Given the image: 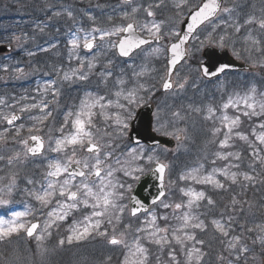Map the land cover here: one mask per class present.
<instances>
[{
	"label": "rangeland",
	"instance_id": "374dc122",
	"mask_svg": "<svg viewBox=\"0 0 264 264\" xmlns=\"http://www.w3.org/2000/svg\"><path fill=\"white\" fill-rule=\"evenodd\" d=\"M66 1L68 0H0V35H3L8 27H13L10 23L14 25L21 24L24 28L29 17L33 20L39 16L44 17L46 20V25L43 24L41 31L44 34L48 33L47 36L50 33H58L60 30L67 32L66 30L71 29L72 31L70 42L65 45L60 44L59 46L63 48H57V51L54 53V60L65 61L68 64H66L63 71L62 68L59 69L57 67L54 71V76L57 80L46 85V87L53 89V91L48 102H45L42 108H45V105L48 107L50 103L52 111L47 115L52 114L56 110V115L45 116L43 119L47 120L49 127L45 128L44 131L41 128L33 126L29 128L30 122L28 123L29 125L21 123L17 127H14V129L3 130L6 135H10L8 140L10 146H7L3 139L0 140V157H2L0 159V188H4L12 179L15 180V184L10 195L6 193L5 189L4 192H0V196L8 199L11 203L14 201L17 194L16 190L19 187L23 189V185H25L29 188L26 193H21V196L28 195L32 190L33 184H37L39 187L41 178L43 174L45 175V163H47L50 154H57V160L62 163H66L68 157H73L71 148H67L63 152L52 151L56 147L58 139H63L74 132L72 120L76 117L75 112L65 111V115L67 113L72 114L67 120V123H69L67 127L65 115L57 114L62 104L60 105V102L54 103L52 99L55 100V96L65 89L64 84L74 83L75 85L82 84L83 86L91 87L89 84L93 83L98 87L99 79L100 87L101 89L104 88V92L95 93L96 98L93 99L94 101H98L95 104L97 109L96 107L90 109L92 113L90 119L92 120L90 125H86L88 131L92 134L93 143L99 148V152L86 154L84 148L77 145L73 160L81 161V166L87 160L91 165L95 163V158L98 156L102 161L100 165L102 175L106 176L107 171L112 170V176L108 179H111L117 185L116 191L123 193V195L116 198L117 207L109 208L108 213L102 217L92 218L93 223H95L96 219L100 220L98 229L92 230L89 236L82 240L77 241L74 239L72 243H68L67 241V237L71 234V229L74 225L84 222L85 216L91 215L93 211L91 207H85L81 204L77 209L70 210L63 221H55L45 232L43 231L44 224L50 219L55 220V218H50L48 217V213H43V208L46 207H43L40 201L38 202L35 198H32L29 203V199H27V205L20 211H28L29 215L20 218V222L28 226L29 223L36 220L39 222V227L36 229L35 235L30 238L25 236L26 231L20 230L10 237L0 239L2 241L0 242V264H122L128 249L124 245L110 244L108 241L112 236L123 239L125 244L131 247L135 238L141 237L140 241L141 239L151 241L153 239L148 234L156 231V229L162 230L165 227L159 224V218L154 215V212L149 214L151 222L152 217H156L154 223L152 222V226H158L154 230L151 227L142 225L147 218H130L128 190L133 180H136L141 172L150 168L158 159L169 158L170 174L173 175L172 165L174 163L175 169L177 171L179 169L180 172V174L177 173V177H186L184 189L185 192H188L192 187H187V183L193 182V189L196 190L195 182L203 180L204 177L212 174L214 166L218 165V161L221 162L220 164L232 163L238 165L240 162L253 164L248 159V153H257V148L264 147V144L256 138L257 135L264 132V128L260 127L261 124H264V113L260 109V104L264 103V33H262L264 32V28L259 26V21L264 19V0H224L223 8L216 20L211 24H207L198 32L192 49H190L188 62L185 61L183 67L179 72H176L173 78L174 90L159 97V109L156 112V117L161 119L163 126L172 135L184 134L186 136L185 141L178 143L171 151L155 149L152 152L144 150V148H133L127 140L130 118L134 112L133 108H130V105L139 106L147 102L153 97L156 90L159 89L166 68L164 62L166 45L173 39L171 28L177 26L178 15L186 13L191 7L189 6L191 1L199 2L200 0H187L186 5H181V8L189 6L186 9H178L179 7L176 6L180 3V0H171L170 3L178 9L176 12L179 14H172L168 10L164 20L161 18L159 20L154 19V21L147 17L155 14L163 16L164 13H160L162 12L160 1L156 0L155 4L151 0L131 1L125 5L124 15L127 18L122 24V15H111L112 18H109L104 14L106 9L105 3L89 6L85 1V5L81 6L77 1L73 4ZM91 1L89 0V2ZM111 2L113 5L118 0ZM63 4H65L63 10L54 11V8L57 6L61 8ZM145 4H147V7L144 6ZM224 8L230 9V11L224 12ZM149 11L153 15L149 16ZM113 19L118 20V23L112 22ZM249 20L251 22L246 23ZM127 21H133L138 31L145 36H152L147 31V28H150L152 24L159 25L160 31L156 36L162 34L166 38V41L142 49L131 57V61L123 62L122 59L117 57L114 49V43L121 32L105 36L103 39L100 38V35L101 32H113L116 28L124 27ZM73 23H75V26H72ZM220 24L226 30L221 35L218 33ZM230 24L234 31L228 29L230 28ZM237 26H239V30L246 29L247 33L243 36L234 34L238 32ZM94 29L98 31H93ZM14 30L15 32L13 33L17 34L14 36L21 34L23 41L9 37L8 42H11L14 46V53H12L13 61L22 65L20 68L13 70L16 66L12 64L8 66L10 67L9 70H11V72H8L2 62L4 59L0 58V92L10 95L11 92H14L13 90L16 85L23 83V81L35 74H39L41 75L39 77H42L49 73L44 68L39 67L41 64L34 57L28 55L33 44H37L39 41V30L25 35L19 29ZM9 33L12 34V32ZM86 37L94 41L93 47L91 50H85L81 53L80 50H83L82 44L85 43ZM112 37H115L114 41L112 40L109 45L106 44L105 42L108 43ZM221 37L224 38L222 46ZM215 38L217 39L215 40ZM73 39L77 41L76 46H73L71 43ZM209 41H218L220 48L225 45L230 47L233 56L243 59L255 68H261V72H254L256 75L239 72L220 78L215 83L208 85L210 89L207 92L205 105L189 103L192 97H196L198 100L202 99L195 95L188 96L178 86L182 82H198L196 79L200 75L197 67L200 61L199 53ZM24 50L25 53H15ZM150 59L155 61L153 76L147 75L149 76L148 78L140 73V70L134 71L136 65H138V60L150 64ZM7 60L12 61V58L8 57ZM33 64L38 69L30 73L27 65ZM89 64L92 67H89ZM66 74L70 77L69 79H65ZM81 77L85 78L81 79ZM182 77H186L187 80ZM35 86L36 84L33 85V87ZM253 87H255L256 91L253 99L249 102L256 105L255 111L259 113L258 115H244L245 112L251 113L253 110L248 109L242 99L236 107H232L231 105L227 108L224 107L230 99L235 101L237 97L243 98L248 95ZM73 92H76V90ZM129 92L135 93L134 102L130 103ZM117 93H120V95H117ZM81 97L84 98L83 101L92 98L87 94L85 97L83 95ZM77 101L80 102V96H78ZM179 101L181 102L180 105H178ZM174 102H177L176 107L173 105ZM183 103H185V106ZM187 106L189 107L187 108ZM238 107L239 110L235 111ZM112 110L113 114L110 113ZM95 113H97V116L93 119ZM225 116L229 118L239 116V124L232 129L234 134L232 131L229 132V128L225 126L228 123V121L224 120ZM85 119L88 118L86 117ZM118 119L119 123L117 122ZM241 123L244 124L242 127ZM66 127L68 128L67 132L63 131ZM55 131L58 133L57 136L53 135ZM39 132L43 135L45 146L42 154L33 159L28 156L27 145L22 143V141H27L31 134ZM236 133L246 136L247 139H241ZM225 134L228 135V142L226 146L222 147L220 141L225 139ZM232 136L234 138L229 141ZM19 138H21V142H19ZM247 141L249 143H246ZM16 142H18V145ZM238 142L243 145V148L237 145ZM179 155L185 161L183 167H180ZM134 156L137 158L134 159ZM149 156L153 158L151 161L148 160ZM9 158H12L11 164L8 163ZM129 169H142V171H132L130 175H125V171ZM262 171L264 172V168ZM61 178L63 180L68 177L65 174ZM98 182V180L95 181V183ZM73 183L78 184L80 180L76 179ZM237 183L241 184V180L238 179ZM119 185H123V187L120 188ZM72 190H75V188ZM242 190L244 191L243 187ZM199 192L204 193L203 199L207 198L208 201L205 203L211 200L204 191H197V193ZM57 200H66V198L59 196L58 189L56 196L48 204L52 207L49 211L57 207ZM201 200L202 198L194 202V209L199 211L200 215L189 214L186 211L185 202V209H182V215L184 216L187 213L190 217L195 218L190 220L188 227L182 228L184 222L180 217L181 222L179 220L178 224L169 226L166 229L167 233L166 231L156 233V238H167L169 252L175 254L172 248L180 244L175 243V245H172L170 243L174 234L173 227L178 225L179 233L176 235L181 236V239H184V233H190L194 239L203 242L198 243L199 247L205 248V250L200 248L201 260L199 264H234V259L237 260L239 249L244 242L247 243L248 247L250 246L252 254H254L252 262L248 263L264 264V203L259 201V204H257L256 197L253 198L251 203L248 200L245 218L243 219V226H246L248 231L239 236L237 240L235 238H226L216 227V234L211 233V229L202 220V216L205 215L206 210L201 209ZM169 202L170 199L164 200L160 207H164L165 204L168 205ZM214 203H217V200ZM9 204L0 205V215L4 216V212ZM203 204L202 206H204ZM121 208H123V211H121ZM12 213L8 215L9 219H11ZM164 218L163 216L162 219ZM238 218H230L226 224L221 221L218 222L228 232L230 224ZM200 222H202L201 228L192 227V224ZM169 224H172V222ZM138 229H143V231H137ZM198 232L201 234L200 237L195 236ZM99 233H106V235H100ZM37 235H43L44 238L38 241L36 239ZM245 238H248V241H245ZM62 239L64 243L60 244ZM193 240L191 241L193 242ZM230 244H234L235 247H230ZM159 245H156V243L151 244V249L159 248L161 250L166 246ZM177 249L178 252H183L180 248ZM251 256L245 255V259L248 261ZM149 260L148 264H153ZM193 263L197 264L196 261H193Z\"/></svg>",
	"mask_w": 264,
	"mask_h": 264
},
{
	"label": "snow or ice",
	"instance_id": "6c2138e0",
	"mask_svg": "<svg viewBox=\"0 0 264 264\" xmlns=\"http://www.w3.org/2000/svg\"><path fill=\"white\" fill-rule=\"evenodd\" d=\"M187 0H180V3H178L176 6L180 7L181 5H186ZM220 4L218 0H205V2L195 11H191L189 21L187 22V28L186 31H184V34L181 36L179 33H175V35L178 36V43H174L171 45V51L173 53V59L170 61L172 65H175L177 61L184 55V52L181 50V45L184 44L185 41L189 39L190 36H193L194 31L198 27V25L202 24L205 21H208L210 17H213L218 11H220ZM135 11V10H134ZM224 12H229L230 9L224 8ZM71 15V13H69ZM148 15L151 16L153 13L151 11L148 12ZM251 20L246 21V23H250ZM259 26L261 28H264V19H261L259 21ZM147 28V26H145ZM93 31H98L94 29ZM147 31L152 35L156 36L157 33L160 31V27L157 24H152L150 28H147ZM237 31H239V26H237ZM118 32L128 33L129 35L125 38L120 39L119 41V49L122 55L127 56L129 52L133 48H138L142 44L148 43L147 40L139 38L134 33V25L129 23L126 27H119L116 28L113 32H101L100 38L103 39L105 36L114 35ZM156 38H159L158 36ZM95 39V37H93ZM221 39V46L223 42V37ZM73 46L77 45V41L73 39L71 41ZM84 47L87 49H91L93 47V40L85 39ZM89 67H92L91 64H89ZM224 67L221 66L216 69V72L223 71ZM216 72H212L211 75H215ZM205 75H209V70L207 68H204ZM70 77L65 75V79H69ZM85 77H81V79H84ZM165 89H169L172 87L171 83L166 81L163 85ZM180 87H183V85H180ZM256 89L253 87L249 94L244 96L243 98L237 97L235 101L230 99L227 104L224 105L225 108H227L229 105L232 107H236L237 104L241 102V99L243 100V103L248 109H252L253 111L251 113L245 112L244 115L250 116V115H258L255 111L256 105L254 103H250L249 101L253 99V95L255 93ZM117 95H120V93H117ZM128 97L130 98V103L134 102L135 93L129 92ZM103 99V98H99ZM98 103V101H93L91 103L87 101H82L81 105V111L76 113L75 119L72 120V126L74 128V132H72L69 136L64 137L63 139H58L56 141V147L52 149L54 152H63L67 148L72 149L73 157L75 156V149L76 146L79 145L81 148H86L89 153L92 152H99L98 146L93 143L92 141V134L90 131H88L86 125L91 124V111L90 109L95 106V104ZM31 107L35 108L37 105H32ZM46 107V105H45ZM103 107V105H101ZM123 107V106H121ZM261 112L264 113V103L260 104ZM43 110V109H42ZM88 110V111H86ZM211 111V109H210ZM72 114L69 113L68 116H71ZM87 117L88 119H85ZM16 115H11L10 117L5 116L3 119L7 120L9 124H12L13 121L17 120ZM225 121H228V123L225 125L229 128V132L232 131V129L239 124L240 118L239 116L235 118H229L228 116L224 117ZM119 123V119L117 120ZM66 123H67V117H66ZM261 128H264V124L260 125ZM19 131V130H18ZM218 131V130H214ZM255 134V133H254ZM236 135L240 136L241 139H247L246 136H243L240 133H236ZM179 139V137H177ZM257 140H259L262 144H264V132H261L259 135L256 136ZM2 139V137H0ZM31 140L35 141V145L31 147H27V152L36 155L41 152L43 149V141L39 136H32ZM228 142V135L225 134V139L220 141L221 146H226ZM22 143H25L27 145V141H22ZM219 155V154H218ZM73 157H68L66 163H62L59 160H55L49 163L48 168L49 171L47 172L48 179V185L47 188L43 190L42 194H35L32 193L35 196V199L37 201H40L43 206H47L51 199L56 196L57 189L58 194L61 198H66V200H57V207L53 208L51 211L48 212V217L52 218L54 217L55 220H49L44 224L43 231L47 232V230L52 226V224L55 221H63L66 216L69 214V211L72 209H77L81 204H83L85 207H91L93 209L90 216L84 217V222L76 224L71 229V234L67 237L68 243H72V241L75 239L77 241L84 239L85 237L89 236L90 232L94 229H98L100 225V220L96 219L95 223L92 222V218L94 217H102L106 215L109 211V208H115L117 207L116 204V198L123 195V193H118L116 191L117 185L114 184L111 179H108L112 176V170L107 171V175H102V169L100 165L102 164V161L97 156L95 158L94 164H89L87 160L83 162L82 168L81 161L79 160H73ZM136 159L137 157H133ZM2 159V157H0ZM153 158L151 156L148 157V160L151 161ZM8 163H12V158H9ZM77 165V169H73L72 171H69V169L72 167V164ZM166 168V165L157 163L156 171L161 173V181H162V175ZM132 171H142V169H129L128 171H125V175H130ZM213 171H219L217 169H214ZM62 174H67L68 178H65L61 181L52 179V178H58L61 177ZM224 175H228L227 171H224ZM80 178V183L74 184L73 181L76 180V178ZM185 177L182 176L181 179H184ZM236 174L232 173V179L235 181ZM244 179L251 180L252 177L248 176L247 174L244 175ZM98 180V183H95V181ZM205 183H211L215 184L216 187H221L222 185L219 183V181L215 180L211 174L203 178V181ZM31 183V181H29ZM15 184V180L12 179L11 182L8 185H5L4 188H0V192H4L6 189V193L10 195L13 190V186ZM120 188L123 187V185H119ZM75 188V190H72ZM186 195L192 197L193 199H190L188 201V207H191L194 201H198L201 198L204 197L203 192H193L189 190L185 193ZM164 192L160 191V196H163ZM160 196L156 197L153 203L156 202V200H159ZM10 201L8 199L3 198L0 196V205H7ZM209 203L211 204L212 201L209 200ZM136 204L140 205V207H133L132 209V215L135 216L138 211L143 207L142 204H140L139 201H136ZM165 208L169 207V205L165 204ZM182 207L181 204H176L175 208L180 209ZM121 211H123V208H121ZM29 215L28 211H16L12 213L11 219H0V239H4L6 237H10L14 233H18L20 230H24L27 232L28 236H32L35 230L39 227L37 223H31L30 226H26L25 223L20 222V218L26 217ZM119 219V217H117ZM156 217H152V222L154 223ZM166 219V217H165ZM183 219V225L182 228H186L189 225L190 220L195 219L194 217H190L187 213L184 214L182 217ZM111 222V221H110ZM213 224L216 226L218 230H220L225 236H227V231L223 228V226L218 221H213ZM192 227L194 228H201L202 222L192 224ZM137 231H143V229H138ZM159 231H167L166 229H156V231H153L149 233L148 235L153 239V242L156 244L167 243V238H156V233ZM100 235H106V233H99ZM44 238L43 235H37L36 239L38 241L42 240ZM173 238L177 241V243H182L181 236L173 234ZM184 239L187 240H193L194 237L192 235H188L187 233H184ZM235 239H239L238 237ZM112 245H124L125 248L128 249V252L125 256L124 261L122 264H146L147 261V249L142 246L140 243V237H137L134 241L133 245L129 247V245L125 244V241L123 239L117 238L116 236H112L109 241ZM64 240L62 239L60 241V244H63ZM198 243H203L202 241H198ZM230 247H235L234 244H230ZM246 251V249H243ZM173 260L175 259L174 255L170 253ZM201 260V254L199 252V249H193L190 250L187 253V264H192L193 261H196L197 264H199V261Z\"/></svg>",
	"mask_w": 264,
	"mask_h": 264
},
{
	"label": "water",
	"instance_id": "95a60500",
	"mask_svg": "<svg viewBox=\"0 0 264 264\" xmlns=\"http://www.w3.org/2000/svg\"><path fill=\"white\" fill-rule=\"evenodd\" d=\"M204 2H205V0H202L200 6ZM218 2L220 4V8H221L222 0H218ZM197 9H195V10H197ZM195 10H193V11H195ZM190 13H189L188 17L185 19V21H184V23L182 25V30H181V33H180L181 36L184 34V31H186L187 22L189 21ZM210 18H212V17H210ZM200 25H198V26H200ZM134 33H135V31H134ZM128 35L129 34L126 33V36H122V38H125ZM135 35L137 37H139L136 33H135ZM139 38H141V37H139ZM142 39H145V38H142ZM178 39L174 43H178ZM145 40H147L148 43L153 42V41H157V40H152V39H149V38L145 39ZM188 40L185 41L183 45H181V50L184 52V55L177 61V63L175 65H172L170 63V61L173 59V53L171 51V45L174 44V43H172L169 46V48H168V76H167L168 78L166 79V81L170 82L169 78H170L172 72L174 71V69L177 66V64L180 63V61L185 57V55H186L185 54V46H186ZM118 45H119V43H118ZM118 45H117L118 53L121 56H124V55L121 54ZM135 49L136 48H133L129 52V54ZM203 56L206 58V61L200 65V69H201L203 75H205L204 68H207L209 70L210 74L209 75H205L206 77H213L215 75L220 74L221 72H223L225 70H240V71H243V70L252 71L253 70V68L248 66L247 64H245V63H243V62H241V61H239L237 59H234L228 53L227 50H223L221 52H218L216 49H212L210 47H207L205 49L204 53H203ZM221 66H226V67H224L223 71L216 72V69L221 67ZM212 72H216V74L215 75H211ZM163 89L166 90L164 87H163ZM150 112H151V107L149 105L144 106L138 112L136 119L132 122L131 130H130L129 136H128L129 140L134 142V143H136V142H144V143H147V144H150V145L161 143V144H165L167 146H172L173 145V141L171 139L156 136L151 131V126H150L151 116H150ZM35 143H36L35 141L30 140V142H29L30 147L34 146ZM156 167H157V165L152 169L151 172H149L148 174L142 176L139 179V181L137 182L136 186L133 188V190L131 192V195H130L131 213H132L133 207H140V205L136 204V201H139L140 204L143 205V207L137 213L145 212V211L148 210V208L152 204H154L153 201L155 200V198L160 196V191H163L165 193L164 188H163V175H162V181H161V173L156 171ZM73 169H77V167L76 166H72L69 169V171H72ZM161 197H163V196H160L159 200L161 199ZM159 200H156V202H158Z\"/></svg>",
	"mask_w": 264,
	"mask_h": 264
},
{
	"label": "trees",
	"instance_id": "16d2710c",
	"mask_svg": "<svg viewBox=\"0 0 264 264\" xmlns=\"http://www.w3.org/2000/svg\"><path fill=\"white\" fill-rule=\"evenodd\" d=\"M262 176L264 177V174ZM238 179H240L243 183L245 182L243 177H238ZM202 181L203 180H199V181L195 182L196 190L193 189V182L192 183L188 182L187 183V187L191 186L192 189H190V190L193 191V192L204 191L208 195V197L211 198L212 203H214L216 200L219 201V209L220 210L227 211V204H228L227 197L231 194V191H227L226 194H225V192L223 191V189L221 187L216 192L215 191V184H209V183H205V182H202ZM224 181L226 183L230 184V185H235L237 183V182L233 181L232 176L227 177L226 179H224ZM180 186H182V185H180ZM230 188H231V190L236 192V188L234 186H231ZM250 192H251L252 196H257L259 194L262 197L263 201H264V188L262 186H259V185H256V184L252 185L250 187ZM190 199H191V197L187 195V197H186V201H187V207H186L187 209H186V211L187 212L191 209V207H188V201ZM181 205H182V208H183L184 203L181 204ZM204 205H206V203H204ZM202 210H206V213H207L206 225H209L210 224V222H209L210 212L207 209H202ZM176 214H178V213H176ZM190 214L199 215V211L193 210ZM178 230L179 229H174L173 232L175 234H178L179 233ZM246 231H248L247 227L243 226V233L246 232ZM187 234L190 235V233H187ZM236 235L238 237L242 235L239 232V228H236ZM195 236L196 237L197 236L200 237L201 234L198 232V233L195 234ZM245 241H248V238H245ZM242 246L244 247V249H246L245 253L247 254V256H251L252 255L250 257V260H251L253 258L254 254H252L253 252L251 251L250 246L248 247L246 242H244V244ZM177 248H180L183 252L182 253L178 252ZM200 248L205 250V248L198 246L197 239H194L193 242L191 240L183 239L182 243H180L178 246H174V248H172V250L175 252V254L172 253L174 255V257H175L174 260H173L171 255H170L169 258H167L168 249H166V250L164 249L163 250V248H162V253L160 254V255H162V258L158 259V263L159 264H187V253L190 250H193V249H199V251H200ZM157 252H160V251L158 250Z\"/></svg>",
	"mask_w": 264,
	"mask_h": 264
},
{
	"label": "flooded vegetation",
	"instance_id": "af4514ba",
	"mask_svg": "<svg viewBox=\"0 0 264 264\" xmlns=\"http://www.w3.org/2000/svg\"><path fill=\"white\" fill-rule=\"evenodd\" d=\"M66 64H68V63H65V62L60 63V69L62 68V71L64 70V66H66ZM8 72H10V71H8ZM53 80H54V79H53ZM72 85H73V84H72ZM89 85H91V84H89ZM85 88H86V90L91 91V92H95V93H101V92H104V88L101 89V87H100V82H98V87H96V86L94 85L93 88H92V86H91V87H85ZM68 89L73 90V86H70ZM14 91H15V90H14ZM52 91H53V89H50L49 87H46V88H44V89L41 88V89H40V94H41V95H42V94H45V95L48 97V96H51V95H52ZM46 99H47V98H46ZM47 100H48V99H47ZM47 100H46V101H47ZM18 106H19V105H18V103L16 102V100H15L14 98H11L10 95H8V94H5V93H3V92H0V119H1L3 116H5L6 114H8V113L14 111ZM42 107H43V105H42ZM42 107H41L40 110L44 109V108H42ZM95 107H96V109H97V106H96V105H95ZM110 113L113 114V110L110 111ZM96 116H97V113L94 114V118H93V119H95ZM44 118H45V117L43 116V113H41V114L39 115V119H38V120H37V118H36V120H35V121H32L30 125L27 123V121H25L24 124L29 125V128H30L31 126H33V127H36V128H41L42 131H44L45 128L49 127V123H48L47 121H45V122L43 121ZM91 120H92V119H91ZM68 124H69V123H68ZM18 125H19V124H14V125H11V126H4V125L1 124V126H0V137H2V139H3V141H4L5 143H6L7 139L9 138V136L6 135V134L3 132V130H4V129H11V128L17 127ZM38 135L41 136L42 133L39 132ZM2 139H0V140H2ZM20 139H21V138H19V141H20ZM17 143H18V142H17ZM31 158H35V157H31Z\"/></svg>",
	"mask_w": 264,
	"mask_h": 264
}]
</instances>
